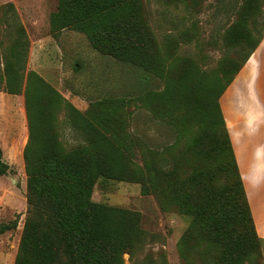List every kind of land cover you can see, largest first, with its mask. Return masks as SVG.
<instances>
[{"label": "trees", "instance_id": "16d2710c", "mask_svg": "<svg viewBox=\"0 0 264 264\" xmlns=\"http://www.w3.org/2000/svg\"><path fill=\"white\" fill-rule=\"evenodd\" d=\"M139 14V0H59L51 30L55 36L63 29L81 32L99 53L141 69L143 82L147 74L164 82V62L158 61L159 49L153 52L154 36L140 22ZM16 17L12 4L0 7V22L9 29L2 31L5 39L0 38V89L13 95L23 89L28 122L23 151L27 210L14 264H123L122 255L134 253L145 238L141 216L94 202L93 187L100 177L139 183L142 194L155 196L161 211L175 210L191 217L178 241L179 251L194 237L206 242L211 238L218 256L207 251L205 264H245L255 259L260 239L253 220L254 202L246 194L217 100L261 42L264 24L255 37L248 35L244 59L212 100L213 119L202 125L199 136L187 140L188 149L202 146L208 155L224 158L217 165L229 180L222 190L213 174L200 167L180 170L174 160L166 168L154 164L153 157L173 151L175 145L148 148L128 130L134 113L130 108L137 107L140 98L153 113L151 91L104 98L91 104L93 112L81 114L36 72L26 71L29 42ZM158 92L160 97L169 95L166 85ZM119 106L122 119L109 123L107 109L114 112ZM61 111L68 127L81 133L82 142L68 147L61 141L57 117ZM164 118L159 115L158 119ZM166 120L175 129L176 140L186 137L183 122ZM8 171L0 148V177Z\"/></svg>", "mask_w": 264, "mask_h": 264}, {"label": "rangeland", "instance_id": "374dc122", "mask_svg": "<svg viewBox=\"0 0 264 264\" xmlns=\"http://www.w3.org/2000/svg\"><path fill=\"white\" fill-rule=\"evenodd\" d=\"M139 2L140 22L152 32L153 52L159 49L158 61L164 62V82L152 74H147L149 78L143 82L141 69L99 53L81 32L63 29L55 36L50 20L58 10L59 0H0V7L12 4L17 22L26 31L29 42L26 71L36 72L81 114L93 112L91 104L104 98L118 99L127 94L140 96L151 91L148 93L149 107L153 113L143 106L140 98L137 107L130 108L134 113L127 124L128 130L148 148L161 150L175 145L173 151L153 157L154 164L166 168L174 160L180 170H187L190 165L200 167L213 174L215 184L224 190L229 180L226 171L217 166L224 158L208 155L202 146L188 149L187 140L199 136L202 125L213 119L212 100L244 59L249 49L246 38L261 32L264 0ZM4 29L9 30L2 21L0 38L5 39L2 36ZM163 85L168 87L169 95L160 97L158 91ZM225 91L217 101L220 109L221 103L227 107L229 119L230 113H242L244 99L228 97ZM109 109L106 113L109 123L122 119L121 106L114 112ZM159 115L183 122L186 137L176 140L175 129L165 122V118L158 119ZM57 117L64 145L70 147L82 142L81 133L65 123L64 111L58 112ZM224 121L227 127L225 118ZM228 126L232 127L231 122ZM27 141L23 89L16 95L0 89V148L3 162L9 167V171L0 177V264H14L20 244L27 210L23 157ZM137 160L141 165L139 154ZM242 181L246 194L254 202L252 208L256 218L253 220L260 239L255 259L245 264H264V180L258 189L254 187L259 182L245 178ZM91 199L135 211L141 216L145 238L134 253L122 255L123 264H205L207 251L218 256L211 238L206 242L205 238L194 237L179 251L178 241L191 217L175 210L161 211L155 196L142 194L139 183L100 177L93 187Z\"/></svg>", "mask_w": 264, "mask_h": 264}, {"label": "crops", "instance_id": "0c3cea01", "mask_svg": "<svg viewBox=\"0 0 264 264\" xmlns=\"http://www.w3.org/2000/svg\"><path fill=\"white\" fill-rule=\"evenodd\" d=\"M226 92L228 97L244 99L241 114L230 113L227 119L229 113L223 103L221 109L240 174L259 182L254 187L258 189L264 180V36Z\"/></svg>", "mask_w": 264, "mask_h": 264}]
</instances>
